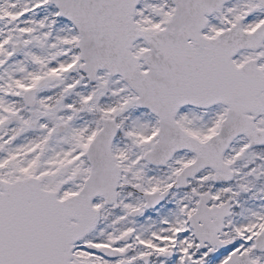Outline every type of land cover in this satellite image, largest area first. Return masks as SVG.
<instances>
[{
    "label": "snow or ice",
    "instance_id": "snow-or-ice-1",
    "mask_svg": "<svg viewBox=\"0 0 264 264\" xmlns=\"http://www.w3.org/2000/svg\"><path fill=\"white\" fill-rule=\"evenodd\" d=\"M0 264H264V0H0Z\"/></svg>",
    "mask_w": 264,
    "mask_h": 264
}]
</instances>
